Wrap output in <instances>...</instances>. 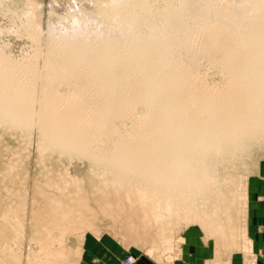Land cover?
Returning a JSON list of instances; mask_svg holds the SVG:
<instances>
[{
    "label": "rangeland",
    "instance_id": "obj_1",
    "mask_svg": "<svg viewBox=\"0 0 264 264\" xmlns=\"http://www.w3.org/2000/svg\"><path fill=\"white\" fill-rule=\"evenodd\" d=\"M113 1L0 0L3 84L20 88L25 104L29 102V107L37 112L39 101L47 95L45 57L66 44L63 29L74 18L84 19L92 27L96 20H104ZM161 2L131 0L130 6L141 5L140 16L143 7H160ZM196 31L197 22H192L190 32L195 34ZM194 39L198 48H193L199 54L204 39L202 35ZM97 45L94 37L81 46L84 49L78 54L94 55L98 53ZM102 46L103 43L98 47ZM173 48L180 52L181 46ZM206 60L209 58L200 61L195 66L198 71L186 77L185 86L195 91L199 99L198 93L203 95L208 91L206 96L215 95L212 98L215 99L218 93L213 86L220 85L223 78L218 65ZM65 69V78H55L60 84L55 83L52 86L55 89H49L51 104L48 108L59 114L66 106L65 95L73 92L77 95L78 119L91 122L104 108L96 89L93 90L91 68L86 61H78ZM100 69L98 73L102 72ZM122 86L123 98L131 99L134 92L129 82H122ZM131 104L133 102L128 103L123 112L113 108L107 114L117 135L124 129L134 128V121L141 114L139 104L135 110ZM132 113L136 116L132 117ZM104 126L94 124L88 131L93 134L89 141L96 145L94 139L103 137L101 146L108 150L110 141L106 139L108 129ZM201 166L205 176L202 191L196 195L186 194L190 196L187 199L179 190L172 192L171 199L167 200L169 195L158 185L129 173L115 175L101 160L49 142L39 132L37 117L23 126L0 113V264H89L83 257L86 245L103 240L110 243L112 249H124L127 256L148 257L156 264H264V137L240 144L236 149L209 154ZM122 188L125 194H129L128 188H139L138 193L145 195L130 206L143 219L135 231L115 215ZM109 197L114 199L108 204ZM46 198L56 200L57 203H53L57 206L66 204L68 211L77 215L90 207V229L83 231L82 237L80 231L71 227L72 222L54 223L51 211L44 207ZM160 198L158 208L156 203ZM16 205L24 214L23 211L15 214ZM167 206H170L169 211L164 210ZM37 213L47 217L31 219ZM36 221H41L39 228L46 231L48 249L34 236ZM52 249L58 254H49ZM91 264H94L93 259Z\"/></svg>",
    "mask_w": 264,
    "mask_h": 264
},
{
    "label": "bare ground",
    "instance_id": "obj_2",
    "mask_svg": "<svg viewBox=\"0 0 264 264\" xmlns=\"http://www.w3.org/2000/svg\"><path fill=\"white\" fill-rule=\"evenodd\" d=\"M130 3L114 0L104 17L107 24L100 19L90 27L84 19L74 18L63 29L66 44L45 57L47 95L39 101L37 112L29 102L25 104L20 88L3 84L0 73V113L23 126L37 117L39 132L49 142L87 153L115 175L129 173L158 185L169 195H165L167 200L179 190L196 195L205 184L201 163L206 156L264 137V0H162L160 7H143L140 16L141 5ZM237 6L246 8L237 10ZM192 22H197L195 34L190 32ZM196 35L204 39L199 54L193 48L197 46ZM93 36L98 53L86 57L78 54ZM102 43V48L98 47ZM175 45L181 46L180 52H175ZM202 58L218 65L223 78L220 85L213 86L218 93L215 99V95L206 96L208 90L205 95L198 93L199 99L185 86L186 77L198 71L195 66ZM78 61L90 66L93 90L104 105L91 122L78 119L77 95L73 92L65 95L66 106L59 114L48 108L49 89L60 84L55 78L64 79L65 66ZM100 68L102 72L98 73ZM126 81L134 92L131 99L123 98L122 82ZM132 102L134 110L139 104L141 114L135 126L131 124L134 128L117 135L107 114L113 108L123 112ZM94 124L108 129V150L101 146L103 137L94 139L96 145L89 141L93 134L88 131ZM128 189L129 194L120 189L123 194L118 198L115 215L135 231L143 219L130 206L145 195L138 193L139 188ZM112 199L109 197L107 203ZM55 201L46 198L43 205L51 211V220L58 225L72 222L71 227L83 237V231L91 227V208L85 207L77 215L64 203L54 205ZM160 205L161 198L156 207ZM22 211L15 206V214ZM33 216L41 220L47 217L44 213ZM36 222L34 236L48 249L46 231L39 228L41 221ZM48 253L58 254L53 249Z\"/></svg>",
    "mask_w": 264,
    "mask_h": 264
},
{
    "label": "crops",
    "instance_id": "obj_3",
    "mask_svg": "<svg viewBox=\"0 0 264 264\" xmlns=\"http://www.w3.org/2000/svg\"><path fill=\"white\" fill-rule=\"evenodd\" d=\"M103 242V243H102ZM101 243L87 244L86 253L84 252L83 257H86L91 264V260H94V264H122V260L127 256L124 249H112L110 243L102 241ZM113 259L112 262L108 263L109 259ZM133 264H156L153 260L148 257H136Z\"/></svg>",
    "mask_w": 264,
    "mask_h": 264
},
{
    "label": "built area",
    "instance_id": "obj_4",
    "mask_svg": "<svg viewBox=\"0 0 264 264\" xmlns=\"http://www.w3.org/2000/svg\"><path fill=\"white\" fill-rule=\"evenodd\" d=\"M134 261L135 259L131 255H129L124 259L123 264H133Z\"/></svg>",
    "mask_w": 264,
    "mask_h": 264
}]
</instances>
